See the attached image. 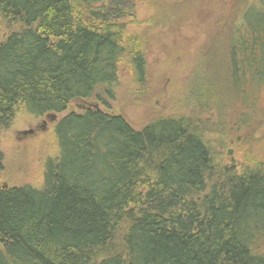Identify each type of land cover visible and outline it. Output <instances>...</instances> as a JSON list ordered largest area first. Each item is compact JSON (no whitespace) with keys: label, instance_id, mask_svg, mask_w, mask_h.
<instances>
[{"label":"trees","instance_id":"1","mask_svg":"<svg viewBox=\"0 0 264 264\" xmlns=\"http://www.w3.org/2000/svg\"><path fill=\"white\" fill-rule=\"evenodd\" d=\"M127 1L0 0V132L20 110L62 116L43 184L0 186V264H264V163L224 165L208 132L220 122L138 129L109 111L126 55L137 83L147 75ZM217 69L220 95L254 110L264 0L235 18ZM78 100L107 110L70 111ZM3 170L0 148V181Z\"/></svg>","mask_w":264,"mask_h":264},{"label":"rangeland","instance_id":"2","mask_svg":"<svg viewBox=\"0 0 264 264\" xmlns=\"http://www.w3.org/2000/svg\"><path fill=\"white\" fill-rule=\"evenodd\" d=\"M256 2L127 1L126 22L129 31L138 35L134 37L139 38L146 57L147 75L144 84L137 83L131 56L126 55L116 100L111 101L109 111L124 115L138 129L167 117L196 119L198 116L203 122L213 120V125L220 122L208 132L215 135L211 140L216 141V151L224 165L242 167L251 158L256 163H264V92L258 95L254 110L250 104L242 111L234 95H220L221 84L217 80V67L221 65L231 25L248 5ZM4 34L0 31V36ZM213 86L214 92L222 97L221 106L209 96ZM198 95L203 104L207 103L205 110L214 111L213 114L201 111L204 106L195 101ZM96 105L107 110L96 100H78L72 103L70 111L82 112ZM244 111L246 116L241 114ZM61 117L34 118L20 110L11 128L0 132V148L4 154L0 186L43 184L49 160L59 156L55 126Z\"/></svg>","mask_w":264,"mask_h":264},{"label":"water","instance_id":"3","mask_svg":"<svg viewBox=\"0 0 264 264\" xmlns=\"http://www.w3.org/2000/svg\"><path fill=\"white\" fill-rule=\"evenodd\" d=\"M51 118L55 119L56 116L55 115L54 116H51ZM4 188H7V186L5 185Z\"/></svg>","mask_w":264,"mask_h":264}]
</instances>
